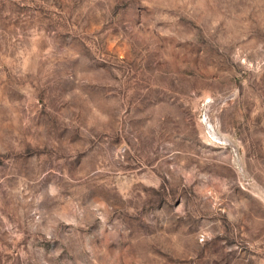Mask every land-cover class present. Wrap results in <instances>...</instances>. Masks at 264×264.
Segmentation results:
<instances>
[{"label": "rangeland", "instance_id": "1", "mask_svg": "<svg viewBox=\"0 0 264 264\" xmlns=\"http://www.w3.org/2000/svg\"><path fill=\"white\" fill-rule=\"evenodd\" d=\"M0 264H264V0H0Z\"/></svg>", "mask_w": 264, "mask_h": 264}]
</instances>
